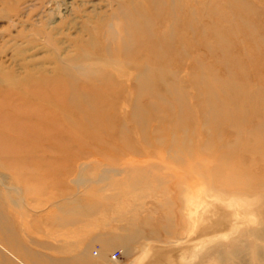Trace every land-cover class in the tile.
<instances>
[{
	"label": "rangeland",
	"instance_id": "374dc122",
	"mask_svg": "<svg viewBox=\"0 0 264 264\" xmlns=\"http://www.w3.org/2000/svg\"><path fill=\"white\" fill-rule=\"evenodd\" d=\"M123 1L0 0L2 237L17 257L33 264H53L62 250L101 245L106 234L118 236V244L111 248L119 253L118 259L111 258L116 264H136L147 246L151 249L149 243L172 248L161 249L163 264H264V142L258 146V137L251 134L254 127H264V0H166L165 10L149 14L157 35L148 64L167 65L170 71L149 83L166 80L174 89L164 95L150 93L152 100L163 95L167 102L160 104V118L150 123L147 144L130 122L122 126L128 137L118 135L117 127L132 111L127 95L135 80L132 68L117 69L125 76L116 73L115 66L105 68L112 73L113 86L100 95H72L62 89L36 92L39 86L31 83L28 90L35 92L23 98L18 86L8 85L13 74L65 78L58 76L57 63L81 58L78 50L91 37L106 41L110 17ZM168 8L173 9L172 19ZM100 21L104 25L99 26ZM156 43L165 48L161 62L153 53ZM90 78H81L80 88H88L95 79ZM222 84L221 100L231 99L232 106L240 98L238 93L245 98L238 108L232 107L237 122L223 119L216 131L201 132L194 125L183 131L170 126L161 130L173 124L175 114L169 110L175 89L184 96L180 108H192L196 117L207 116L203 100L208 85ZM14 107H19L23 121L18 115L12 119L9 110ZM27 115L37 127L44 116L51 127L45 141L38 130L41 139H36L30 156L24 154L23 136L11 143L5 126L11 122L25 126L30 122ZM239 134L240 139L229 143ZM247 136L251 143L255 140L257 151L247 144ZM215 138L213 151L221 144H234L244 180L234 183L227 176L213 175L209 155L191 169L197 152L207 151L197 142ZM227 181L230 188L222 187ZM208 198L233 203L241 221L233 233L210 242L199 234V221L213 200ZM130 229L135 232L131 236ZM125 235L128 240L122 242Z\"/></svg>",
	"mask_w": 264,
	"mask_h": 264
},
{
	"label": "bare ground",
	"instance_id": "6f19581e",
	"mask_svg": "<svg viewBox=\"0 0 264 264\" xmlns=\"http://www.w3.org/2000/svg\"><path fill=\"white\" fill-rule=\"evenodd\" d=\"M170 1L171 0H169L168 2ZM165 2L166 0H124L123 2H121L120 8L112 14V17H110L111 24L110 26H108L109 28H107L106 35L104 38L106 39V41H100L98 37L95 36L91 37V39L81 45L78 50L81 55V58L77 56L76 58L74 57L71 59H67L64 62L57 63L59 69L57 70L58 76H65V78H60L62 81L59 78H53L44 73L41 76H38L37 79L32 77L33 74L31 73H28V75H24L22 77L13 74L8 76L7 78L8 85L13 88L15 86H18L17 93L20 96L23 95V98H25L27 94H29L30 96L31 93L35 92L33 90H28L27 85L31 83L39 86L36 92H51L56 91L58 89H62L64 90V92H69L72 95L82 94L84 92H90L92 94L100 95L111 92L110 88L111 86H113V84L111 83L112 73H107L105 71V68L109 69L110 67L115 66L114 71L116 73L120 72L117 70L120 67L132 68L134 69V71H136V74L134 75L135 80H133L134 83L132 84L130 91L127 92V95L130 96L129 98L132 103V111L129 113L130 115L126 117L125 122L120 123L117 127L119 129L118 135L124 138L128 137V133H122V126L130 122L135 125L134 130L140 137V141L144 144L150 143L151 134H148V128L151 126L150 123H152L154 120H158L161 116V113L163 112L162 108H160V104L167 102L164 100L163 95L167 94L171 89H174V87L171 85L172 82L169 83L166 82V80L164 81V83H156L153 85H150L149 83L151 78L157 81L161 74L163 76L166 74H170L167 65L162 64L163 66H159L157 64H153V62H151V65L148 64L151 60L150 50L153 47L152 43L154 41L155 35H157V32H155L151 27L153 26V23L148 16L150 13L159 14L163 10H165ZM172 11H170L168 8L167 16L169 19H172L174 17L172 16ZM111 19H116L118 22H115L113 24L111 22ZM103 23L104 21H100L99 26L104 25ZM162 33L165 35L164 31ZM166 40H168V43L170 42L169 38H166ZM157 43V47L154 48L155 51L153 53L154 56H156L155 60L158 59L161 62L162 57L164 59L166 54L164 52L165 48H160ZM91 63L98 64L99 67L92 66ZM120 73L124 74V72ZM92 76L95 79L93 82H91L90 86H88V88L86 87V89L80 88L79 81L81 80V78L88 77L89 79H91L90 77ZM199 76L202 77L200 73ZM213 76L214 75H212L211 80H213ZM203 77H205V73L203 74ZM222 81L224 80H218L217 78V82ZM175 90V93L173 92V94H175L174 98H172L173 101L171 100L174 105L169 110L171 114L173 112V114H175L174 121L172 125H166L165 128L161 129L165 132L169 130V126L171 130H173L172 128H174L177 131H183L189 125H194L193 127H195L198 131L200 130L201 132H204L206 129H212L213 131H216L215 129L218 127V125L223 119L230 123L238 121V113L232 107L237 105L238 108L241 101L243 102L245 99L242 93L240 92L238 93L240 98L237 101L233 100L231 106V99L221 100L220 98H218L219 93L224 91L223 84L221 87L219 85H208L207 95H205V98L203 100V104H205V108H207L208 111L206 112L207 116L201 113L196 117L195 113H193L194 111L192 108H180V104L184 102V96L177 93L178 89ZM157 92H162L163 95L158 99L154 98L153 101L152 97L150 98V93ZM142 99L145 100L144 103L141 102ZM156 99L158 100V102L156 101ZM29 100H32V98L30 97ZM18 108L19 107H14L13 109L10 108L9 111L14 113V115H12V119L16 118L14 116H17L19 113H21ZM40 117L41 126L39 125V127H37V122H35V119H32L30 115L26 116L27 119H30V122L26 121L27 124H25V126H17L12 122L11 124L5 123L6 128L10 129L11 134L9 135V138L11 143L12 141L16 140V138H21V136H23L22 140H24L25 142L27 141V144L25 143L27 147L24 150V154L26 156H30L32 152H34L36 139L39 137V140L41 139V135L37 134L38 130L41 129L39 132L43 134V138L41 139L43 141H45L50 135L49 133L51 131V127L49 121L44 116ZM17 118H20L21 121L24 120L22 119V116L20 117L19 115L17 116ZM33 118L35 117L33 116ZM193 118L196 121H192ZM200 119L201 121L205 122L204 125L200 124ZM252 132L253 133L251 134H255V138L258 137L256 141L258 143V146H260L262 142H264V127H254ZM130 135L131 133L129 132V137L133 138V135ZM241 137V134H239L233 140L229 141V143H232L234 142V140L240 139ZM179 138L183 139L181 138V136ZM245 138L247 144H250L251 139L249 138V136ZM216 140V138L206 140L203 139V141L197 142V145L199 147L201 145H204L207 151L206 153L197 152L194 157V164H192L193 167H191V169L196 170V168L201 165V159H203L205 155H209L214 162V166L211 172L213 173V175L227 176L229 181H233L234 183H238L244 180V168H239L240 164L242 163V159L234 158V144H221L218 149L213 151L211 146L216 144ZM254 143H256L255 140L251 143L253 146L252 151H257L259 147L255 146ZM173 148L174 147L172 146L169 147L170 151H172L171 149ZM136 154L137 153H135L134 155ZM229 181L223 183L222 187L230 188L232 183ZM208 199L213 200L210 202L205 211V217H201V220L199 221V234L206 241L210 242L222 236L233 233L237 225L241 221L237 213L236 207L233 203H230L229 201L225 200L219 201V199L217 198ZM1 218L2 216L0 212V219ZM128 231L130 236L135 233L131 229ZM127 235L122 238L119 237L120 240L122 242H126L128 240ZM7 241H5L2 235H0V264H15V261L17 259H21L20 264H28L24 259L19 256L18 258L16 256L14 250L11 249L12 246H9L11 243L9 244V241ZM218 243L220 242H217L216 244ZM149 246H151V249H149L150 247L147 246L146 250L139 255V258L141 260L138 258L136 264H140V262L141 264H163L160 258L161 254L163 255V250L161 249H168L169 251L172 249L163 248L152 243H149Z\"/></svg>",
	"mask_w": 264,
	"mask_h": 264
},
{
	"label": "crops",
	"instance_id": "0c3cea01",
	"mask_svg": "<svg viewBox=\"0 0 264 264\" xmlns=\"http://www.w3.org/2000/svg\"><path fill=\"white\" fill-rule=\"evenodd\" d=\"M2 221L3 219L1 218L0 223ZM0 235H2L1 229ZM100 243L101 245L96 244V246L92 248L84 245L82 249H77L75 251L62 250L60 260L54 261L53 264H116V261H112L111 259V254L113 253L111 248L113 245L118 244V237L106 234L104 237L100 238ZM27 263L33 264L30 260ZM15 264L18 263L15 261ZM35 264L37 263L35 262Z\"/></svg>",
	"mask_w": 264,
	"mask_h": 264
},
{
	"label": "built area",
	"instance_id": "2783aa9c",
	"mask_svg": "<svg viewBox=\"0 0 264 264\" xmlns=\"http://www.w3.org/2000/svg\"><path fill=\"white\" fill-rule=\"evenodd\" d=\"M118 255H119L118 251H114V252L111 254V258H112V259H116V258H118Z\"/></svg>",
	"mask_w": 264,
	"mask_h": 264
}]
</instances>
